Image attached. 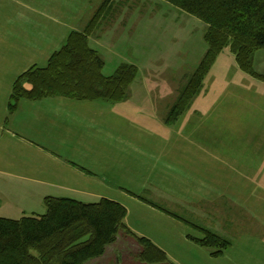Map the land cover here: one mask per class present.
I'll use <instances>...</instances> for the list:
<instances>
[{
	"label": "crops",
	"instance_id": "crops-1",
	"mask_svg": "<svg viewBox=\"0 0 264 264\" xmlns=\"http://www.w3.org/2000/svg\"><path fill=\"white\" fill-rule=\"evenodd\" d=\"M28 1L0 0V218L42 215L46 197L108 199L171 264H264V82L223 51L173 124L163 121L177 96L166 80H134L115 104L52 97L10 111L16 78L45 66L104 0ZM192 219L230 242L220 257L189 239Z\"/></svg>",
	"mask_w": 264,
	"mask_h": 264
},
{
	"label": "trees",
	"instance_id": "trees-1",
	"mask_svg": "<svg viewBox=\"0 0 264 264\" xmlns=\"http://www.w3.org/2000/svg\"><path fill=\"white\" fill-rule=\"evenodd\" d=\"M113 0H104L93 12L82 32L69 34L62 48L53 53L44 67L33 66L13 83L9 109L20 100L38 101L62 97L75 101L115 104L126 100L137 77L133 65L121 64L104 76V62L89 47L88 37L110 18ZM181 12L200 20L204 26L206 51L194 71L179 88L168 108L165 124H173L185 112L202 88V82L223 49L233 55L239 69L264 82V75L253 69L254 54L264 49V0H162ZM167 212L162 206L136 196ZM42 215L20 219L0 218V264H88L103 257L122 234L139 247L140 264H171L165 253L148 239L134 235L124 224L126 209L114 201L101 199L83 203L66 198L46 197ZM181 219V218H180ZM188 223L201 238L188 236L213 258L220 257L230 242L213 232Z\"/></svg>",
	"mask_w": 264,
	"mask_h": 264
},
{
	"label": "rangeland",
	"instance_id": "rangeland-1",
	"mask_svg": "<svg viewBox=\"0 0 264 264\" xmlns=\"http://www.w3.org/2000/svg\"><path fill=\"white\" fill-rule=\"evenodd\" d=\"M117 3L116 11H111L110 25L102 26V23L99 30L91 35L100 38H88L90 47L98 52L104 62L102 74L111 75L120 64L133 65L137 69L135 87L144 88V82L147 83V81L152 84L153 81L165 82L166 80L167 83L170 82L174 97L206 51V44L203 40L204 24L179 10L176 12L177 9L162 0L112 1L114 6ZM47 6H50L49 15H51V3ZM175 14H178V20L173 26L168 20L174 18ZM132 17H137V19L132 22ZM182 27L185 28V32ZM79 30L70 33L82 32L83 29ZM102 33L104 34L101 35ZM106 35H111L113 40ZM223 51L229 50L223 49ZM169 64H173L174 69L172 67L168 69L166 66ZM253 69L256 73L264 75V49L255 52ZM263 170L264 167H262ZM261 187L262 189H256L264 191V183ZM189 221L199 226L194 219ZM191 230L197 235L196 238L202 237L199 231ZM138 252L139 247L135 241L122 234L114 245L108 247L103 257L88 264H140L136 258Z\"/></svg>",
	"mask_w": 264,
	"mask_h": 264
}]
</instances>
